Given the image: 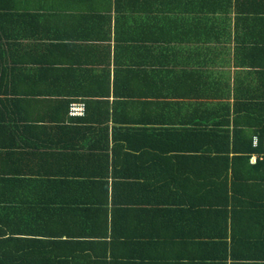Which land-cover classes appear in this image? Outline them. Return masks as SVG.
Instances as JSON below:
<instances>
[{
	"label": "crops",
	"instance_id": "crops-1",
	"mask_svg": "<svg viewBox=\"0 0 264 264\" xmlns=\"http://www.w3.org/2000/svg\"><path fill=\"white\" fill-rule=\"evenodd\" d=\"M247 106L264 0H0V264H264Z\"/></svg>",
	"mask_w": 264,
	"mask_h": 264
},
{
	"label": "trees",
	"instance_id": "trees-1",
	"mask_svg": "<svg viewBox=\"0 0 264 264\" xmlns=\"http://www.w3.org/2000/svg\"><path fill=\"white\" fill-rule=\"evenodd\" d=\"M252 111L257 113L256 115L252 114ZM235 112L246 114L251 117L260 118L262 120L257 121H249L239 123L242 124V129H238L235 131V134L232 138V151H233V158L231 159L229 155H226V161L228 164L232 165V170H236L238 166H243L245 169L251 167V169H262L264 170V158L262 160L257 161L255 166H250V158L252 154H263L264 155V107H242L240 110L236 108ZM238 126V123H235ZM245 128L253 129V130H244ZM258 135L260 138V143L258 148L253 147V137ZM228 145L230 144L231 139H227ZM229 166V165H228Z\"/></svg>",
	"mask_w": 264,
	"mask_h": 264
},
{
	"label": "built area",
	"instance_id": "built-area-1",
	"mask_svg": "<svg viewBox=\"0 0 264 264\" xmlns=\"http://www.w3.org/2000/svg\"><path fill=\"white\" fill-rule=\"evenodd\" d=\"M69 113L72 116H84L86 114V105L82 102H74L70 105ZM260 143V138L258 135L253 137V147L258 148ZM264 158L263 154H252L250 161L252 163H257V161L262 160Z\"/></svg>",
	"mask_w": 264,
	"mask_h": 264
}]
</instances>
